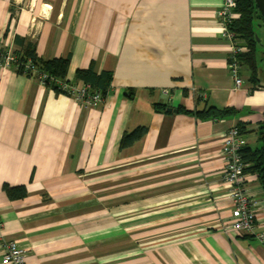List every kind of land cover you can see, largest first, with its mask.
Masks as SVG:
<instances>
[{
  "label": "crops",
  "instance_id": "obj_1",
  "mask_svg": "<svg viewBox=\"0 0 264 264\" xmlns=\"http://www.w3.org/2000/svg\"><path fill=\"white\" fill-rule=\"evenodd\" d=\"M222 4L0 0L1 47L31 42L42 59L68 57L65 80L76 86L77 69L111 73L90 106L0 65V264L8 241L25 249L26 264H264L256 174L245 181L253 232L223 230L233 219L222 135L242 123L247 146L259 142L264 58L257 82L240 68L234 86ZM178 106L236 112L201 119ZM140 126L146 133L123 145ZM4 183L27 195L9 199Z\"/></svg>",
  "mask_w": 264,
  "mask_h": 264
},
{
  "label": "trees",
  "instance_id": "obj_2",
  "mask_svg": "<svg viewBox=\"0 0 264 264\" xmlns=\"http://www.w3.org/2000/svg\"><path fill=\"white\" fill-rule=\"evenodd\" d=\"M236 17L232 20L229 25L230 32L233 33L237 44L243 45L245 50L238 54L240 65L244 66L249 70V79L251 82H257V62L259 58H264V50L260 51V57H258V46H262V40L260 39L256 31V20L262 19L259 11L257 10L254 0H236L235 8ZM258 36L259 41L256 36ZM16 42L24 44V40L16 38ZM6 49L5 47H1ZM19 58L21 63L30 61L31 66L37 68L40 72L48 75L49 79L45 81V84L52 87L58 92L64 91L58 84V81L65 80L68 66V57H59L51 59H42L37 56L34 46L31 42H26L24 48L21 51H12ZM17 72L22 73V69L19 67ZM23 74V73H22ZM27 76H32L31 72L26 73ZM75 77L78 81L83 84L90 85L92 91H98L102 96L108 91L111 82V73L105 70L97 72L94 70L93 64L86 69H77ZM52 78V79H51ZM67 94V93H66ZM162 106V105H158ZM177 112L194 115L197 118H222L230 116L236 111L233 108H217L208 107L203 110H188L182 106L176 108ZM240 132L245 133V127L242 123L236 125ZM147 131V128L140 126L135 128L133 131L125 134L122 139V144H130L131 142L141 138ZM258 140L260 145L256 147L245 146L242 150V159L246 164L245 172L256 174L259 184L264 191V121L258 124L257 128ZM2 189L6 193L9 199H20L27 195V190L24 185L10 186L7 183L2 185Z\"/></svg>",
  "mask_w": 264,
  "mask_h": 264
},
{
  "label": "built area",
  "instance_id": "obj_3",
  "mask_svg": "<svg viewBox=\"0 0 264 264\" xmlns=\"http://www.w3.org/2000/svg\"><path fill=\"white\" fill-rule=\"evenodd\" d=\"M235 8L236 0H223L218 16L223 24V35L230 41L229 71L234 86L239 87L243 79L240 75L241 65L238 54L244 51L245 47L236 43L233 33L229 30V25L236 17ZM0 65L13 66L16 70L20 67L23 74L31 72L32 77L42 84H45V81L49 79L47 74L31 66L30 61L21 63L18 56L7 48H0ZM57 84L66 91L67 95L81 103L96 106L102 102V94L98 91H92L88 84L76 86L58 80ZM246 145L247 141L237 126L231 127L222 135L223 180L230 186L231 217L233 219L230 225L223 227L226 232L252 233L256 225V204L245 186L247 173L244 170L246 164L242 159V150ZM3 248L5 252L1 257V264H26V251L16 241L4 243Z\"/></svg>",
  "mask_w": 264,
  "mask_h": 264
},
{
  "label": "rangeland",
  "instance_id": "obj_4",
  "mask_svg": "<svg viewBox=\"0 0 264 264\" xmlns=\"http://www.w3.org/2000/svg\"><path fill=\"white\" fill-rule=\"evenodd\" d=\"M256 31H257L260 39L262 40V44H264V22H262L260 19L256 20ZM262 50H264V45H262V46L259 45L258 46V57H260V54H261L260 51H262ZM241 68L243 70L244 75H247L249 73V70L247 68H245L244 66L241 65ZM260 73H262V72L260 71ZM261 76H262V81H264V74H261ZM249 139L252 141L251 147L252 146L256 147V146L260 145L259 142L258 143L255 142L254 136L249 137Z\"/></svg>",
  "mask_w": 264,
  "mask_h": 264
},
{
  "label": "water",
  "instance_id": "obj_5",
  "mask_svg": "<svg viewBox=\"0 0 264 264\" xmlns=\"http://www.w3.org/2000/svg\"><path fill=\"white\" fill-rule=\"evenodd\" d=\"M255 1V4H256V7H257V10L259 11L262 19H264V0H254ZM257 40L259 41V38L257 35H255ZM175 109L173 108H168L167 111H174Z\"/></svg>",
  "mask_w": 264,
  "mask_h": 264
}]
</instances>
